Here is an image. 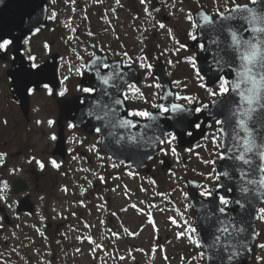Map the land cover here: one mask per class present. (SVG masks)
Wrapping results in <instances>:
<instances>
[{"label": "flooded vegetation", "instance_id": "1", "mask_svg": "<svg viewBox=\"0 0 264 264\" xmlns=\"http://www.w3.org/2000/svg\"><path fill=\"white\" fill-rule=\"evenodd\" d=\"M177 2L190 7L188 27L167 13L168 7ZM235 2L249 4L248 0ZM47 5V27L27 34L18 52L10 39L4 40L11 41L7 48H0V244L10 243L11 229H24L17 226L15 217L34 216L40 208L47 214L48 207L60 204L71 206L66 212L69 218L87 213L94 224L101 217V232V209L113 212V220H120L122 211L132 212L139 204L145 205L142 215L148 222L152 212L163 207L177 217L184 214L194 220L186 180L200 181L201 196L204 179L185 176L184 188V178L179 176L180 187L172 186L168 192V175H178L176 171L181 170L182 151L197 152L210 137L217 145L214 151L223 156L221 125L214 117L206 122L200 114L221 98L211 96L209 89L218 90L221 79L229 77L223 73L210 85L208 75L200 71L198 62L207 53L204 43L196 42L199 25L195 16L200 9L213 18L218 11L227 14L231 0H47ZM17 54L21 55L18 59ZM94 56L96 61L89 65ZM52 59L55 74L40 70ZM104 77L109 78L108 85L102 83ZM83 88L93 91L85 93ZM176 103L197 121L186 137L200 131L206 122L204 137L180 147L171 131L164 135L159 151L140 169L103 151L98 128L86 129L78 122L87 117L93 123L92 118L105 117L112 130L155 129L162 120L171 124L177 121L173 110ZM141 111L154 119L131 115ZM125 120L136 127H122ZM191 159L185 157L183 165L189 166ZM165 160L168 166H164ZM214 185L206 191L212 192ZM121 197L124 210L114 211ZM30 207L32 213L27 212ZM146 210L151 214H145ZM113 223L109 231L118 236V228L125 225ZM77 225V220L70 222L68 218L56 224L48 221L43 228L44 245L54 248L56 239L64 244L60 234ZM157 240L162 242L159 236ZM68 250L75 254L74 249ZM25 255L24 264L29 261ZM49 257V264H53L56 255Z\"/></svg>", "mask_w": 264, "mask_h": 264}, {"label": "water", "instance_id": "2", "mask_svg": "<svg viewBox=\"0 0 264 264\" xmlns=\"http://www.w3.org/2000/svg\"><path fill=\"white\" fill-rule=\"evenodd\" d=\"M47 9L46 0H0V42L6 38L12 39L18 52L20 41L28 33L47 25ZM206 15L213 18L203 9L198 10L195 16V21L199 25L196 42L204 43V53H207L206 57L198 62L200 71L208 75L210 85H213L223 73L227 74L231 82H235L241 71L238 53L233 52L229 47L231 39L228 33L218 30L221 23L228 22L214 17L215 26L206 27L203 19ZM231 24L244 39L252 38L253 34L247 30L250 25H245L240 20L233 21ZM18 57L21 56L17 54L16 59ZM96 58L97 56H94L89 65L93 64ZM219 66L221 68L216 72ZM42 69L46 71L44 67L40 70ZM166 93L167 90L164 96ZM235 99L238 97L233 92L228 97V101L232 102ZM223 101L222 97L213 101L209 108L200 114L206 117V122L213 117L216 120L229 118V112ZM176 106L177 121L171 124L170 120H162L158 122L155 129L112 130L108 128V120L105 117L92 118L93 123H89L87 117L78 122L86 129L89 127H92L93 131L99 129L103 151L112 155L117 161L131 163L140 169L147 165L159 151L160 142L169 132H175L181 147H187L204 137L206 122L203 123L200 131H194L190 138L186 137L197 121L191 117L188 109H184L179 104ZM232 107H235V104H232ZM223 127L226 129L221 139L224 159L217 165L219 179L213 186L212 196L208 199L201 198L198 193L200 182L193 178H188L186 182L188 194L192 208L195 210V226L205 249L206 264H250L258 237L257 214L264 202V196L260 195L264 192V187L258 183L264 175L259 172V168L264 165V161L259 158V151H264V148L246 156L247 159L252 160L251 165L241 163L235 157L240 155L243 149L237 150L234 147L231 123H226ZM243 135L241 133V137ZM253 135L258 145H264V130L254 129ZM168 162L165 160L164 166H168ZM225 172H228L229 176H225ZM249 180L252 183H249ZM244 188L249 191H242ZM221 196L230 201V205L225 207V213L219 212ZM237 200L240 201L239 205L236 204ZM29 210L32 211L31 208ZM222 227H228V232H221L219 229ZM136 264L140 263L136 262Z\"/></svg>", "mask_w": 264, "mask_h": 264}, {"label": "rangeland", "instance_id": "3", "mask_svg": "<svg viewBox=\"0 0 264 264\" xmlns=\"http://www.w3.org/2000/svg\"><path fill=\"white\" fill-rule=\"evenodd\" d=\"M169 7L167 10L169 17L174 16V20L183 24L184 27H188L189 5L177 2ZM205 141H207V145L202 146L197 152L192 150L181 152L179 157L181 170L176 171L178 175L173 173L168 175L169 181L166 188L168 192L171 191L172 186L180 187L179 176L183 178L194 176L200 180L203 178L205 184L202 192L217 182L219 176H217L216 165L222 160V156L214 151L217 145L212 143L211 137ZM185 157L188 160L192 157L187 167L183 165ZM177 161L179 162V160ZM119 204L121 206L117 204L118 207H115L114 211L124 210L122 205L125 202L122 197ZM144 207V204H139L132 212L122 211L120 220H113V212L109 213L105 209H101L103 232L98 229L101 217L97 218V222L94 224H91L92 219L87 213H84V216L80 218H69L66 212L72 208L64 204L48 207L47 214H44L40 208L34 216L15 217L17 226L24 227V229H11L12 240L10 243L8 245L0 244V264H24L23 254L29 258L25 264H44L45 261L49 264V256L53 254L56 255L53 264H136L135 262L140 264H205L206 259L204 251L201 249L202 246L192 243L193 240L200 241L197 233L188 232V228L193 227L194 223L189 215L183 214L177 217L175 213L171 214L163 207V212L161 209H156L153 212L146 210L145 214L150 212L147 214L149 215L152 212L151 216L153 217L148 222L143 220L142 208ZM120 208L121 210H119ZM261 208H264V203ZM8 213L10 216L13 215L11 208L8 209ZM261 215L262 213L259 211L258 238L254 253L256 260L251 264H264V248L261 247L264 245V219H260ZM67 218L70 222L77 220L79 225L65 229L64 233L59 235L65 239L64 244H58L56 239L57 243L54 244V248L45 246L46 233H43L45 224L48 221L54 224L60 223ZM173 220L176 223H172ZM114 221L118 222L120 226L125 225L118 228L119 232H117L120 234L115 237L112 236L113 233L109 232V225L112 227ZM189 235L192 237L191 240L188 239ZM158 236L161 237V243L157 240ZM57 244L58 246H56ZM135 246L138 247L137 250ZM68 249H74L75 254L69 253Z\"/></svg>", "mask_w": 264, "mask_h": 264}, {"label": "snow or ice", "instance_id": "4", "mask_svg": "<svg viewBox=\"0 0 264 264\" xmlns=\"http://www.w3.org/2000/svg\"><path fill=\"white\" fill-rule=\"evenodd\" d=\"M231 2L232 7L227 9V14L220 11L216 14L217 18L228 22L221 23L218 30L225 31L230 36L231 43L229 47L233 52L238 53L241 71L238 74L237 81L231 82L227 78H222L218 90L214 91L209 89V94L213 97L224 98L223 102L229 112V118L226 120H217V123L222 125L220 132L222 134L226 133L223 125L231 123L233 139L235 141L234 147L237 150L240 148L243 149V152L235 157V159L245 165H251L252 160L247 159L246 156L258 149L264 148V145L257 144L256 138L253 135L254 129L264 130V3H262V0H249V4L245 5L237 4L235 0H231ZM203 19L206 27L215 26L216 24L215 19L207 15ZM237 20L242 21L245 25H250L247 30L253 34L251 39H244L243 36L239 35L238 30L233 28L231 22ZM160 27L164 28L165 26L160 24ZM192 39H196L195 35L192 36ZM216 42L219 43V41ZM10 43L11 41H4L3 44H0V48H7ZM203 47L201 45V48ZM33 66L35 67V65ZM105 67L107 66L105 65ZM97 75L99 76V73ZM102 83L108 85L109 78H102ZM82 91L91 93L93 89L83 88ZM233 92H235L238 99L229 102L228 97ZM115 103L119 104L120 101L116 100ZM232 104H235V107H232ZM173 110L177 109L174 108ZM164 111L167 112L168 109H164ZM131 115L133 117L154 119L146 111L133 112ZM121 126L125 128L136 127L130 120L122 121ZM196 126L200 127L199 124ZM241 133L244 134L243 137H241ZM52 139L55 140L56 137L53 136ZM259 158L264 161V151H259ZM52 164L58 167L56 161H52ZM40 167L43 168L44 165L41 163ZM259 172L264 174V165L259 168ZM224 175L229 176V173L225 172ZM249 183H252V181L249 180ZM258 183L261 187H264V175L261 176ZM242 191L247 192L249 189L244 188ZM260 195L264 196V192L260 193ZM201 196L206 198L211 197L212 192H202ZM219 204L224 206L219 208V212L225 213V207L230 205V201L224 196H221L219 197ZM236 204L239 205L240 201L237 200ZM260 212L262 213L260 219H264V208H261ZM172 223H176V221L173 220ZM219 230L227 233L229 229L228 227H222ZM196 231L197 229L194 227L188 228L189 233H195ZM188 239H192L191 235L188 236ZM216 240H219L218 236ZM192 243L201 246L198 240H193ZM261 247L264 248V245H261Z\"/></svg>", "mask_w": 264, "mask_h": 264}, {"label": "trees", "instance_id": "5", "mask_svg": "<svg viewBox=\"0 0 264 264\" xmlns=\"http://www.w3.org/2000/svg\"><path fill=\"white\" fill-rule=\"evenodd\" d=\"M111 238V237H110ZM114 245H117V243H114Z\"/></svg>", "mask_w": 264, "mask_h": 264}]
</instances>
